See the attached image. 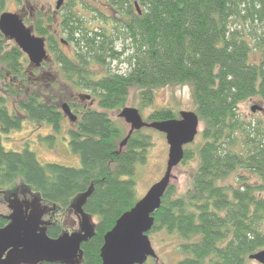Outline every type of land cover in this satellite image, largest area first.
<instances>
[{"label":"trees","instance_id":"obj_1","mask_svg":"<svg viewBox=\"0 0 264 264\" xmlns=\"http://www.w3.org/2000/svg\"><path fill=\"white\" fill-rule=\"evenodd\" d=\"M13 1L21 6L27 0ZM7 3L0 0V15ZM97 4L113 15H102ZM55 15L38 12L29 27L45 40L57 82L90 92L102 112L81 109L66 131L79 168L41 164L27 149L7 151L2 137L25 122L48 126L51 133L40 140L55 145L64 115L55 97L31 83L35 71L25 55L0 34V190L21 181L60 212L88 193L81 209L97 223L81 244L78 264H101L104 235L137 202L132 177L151 146L139 131L119 151L126 135L107 112L125 108L131 90L140 113L154 104L156 91L189 87L203 128L197 167L183 196L169 185L147 235L177 238L185 256L178 264H247L264 250V121L239 114L250 99L264 106V0H65ZM56 21L64 40L52 34ZM117 40L123 41L121 51H115ZM114 62L127 71L93 70ZM178 118L155 109L146 123ZM189 146L180 164L193 159ZM231 177L236 185L225 184ZM7 224L0 215V228ZM46 235L58 238L60 225H48Z\"/></svg>","mask_w":264,"mask_h":264},{"label":"rangeland","instance_id":"obj_2","mask_svg":"<svg viewBox=\"0 0 264 264\" xmlns=\"http://www.w3.org/2000/svg\"><path fill=\"white\" fill-rule=\"evenodd\" d=\"M57 0H27L21 6L15 4L13 0H8L6 12L18 14L26 26L32 22L34 15L41 12L45 15H55V4ZM97 10L104 16H112L113 14L103 6L97 4ZM94 15H97L95 13ZM57 22L54 25L52 34L58 39L65 38L59 32ZM233 27V26H232ZM234 28V27H233ZM123 46L122 40L115 42V51H121ZM64 52L68 53L67 47H62ZM252 60V55H251ZM109 69L110 73H125L127 66L118 62L112 63L105 69L95 68L93 70L99 72V75L105 74ZM31 70V69H30ZM32 71V70H31ZM31 73V72H30ZM56 73V74H55ZM31 83L40 84L43 92L50 97L53 96L60 106L67 104L76 117H79L81 109H92L102 112L97 106L95 97L88 91L71 90L67 85H61L57 68L52 63H47L35 71ZM139 96L135 90H131L125 107L139 110ZM72 106L75 108L72 109ZM251 107L262 108L261 112L256 111L252 113ZM155 109L171 110L177 117L180 112L194 113L195 108L191 98L189 87H169L155 92L154 104L140 112V116L144 122L146 117ZM121 111V110H120ZM119 112H107V115L113 120L126 135L129 127L118 117ZM239 114L249 120H263L264 121V106L255 99H250L239 106ZM73 124L64 116L62 124V133L54 134L56 137L55 145L51 146L50 141H41L51 130L46 125H37L31 122H25L22 130L18 132H10L7 136L2 137L3 146L7 151L20 152L27 149L36 155L37 160L41 164H59L71 168H79L80 161L77 155L73 154L68 146V136L66 131L71 128ZM202 125L198 128V134L188 147L194 152L193 159L186 164H179L173 169L170 179V185L176 189V196H183L191 188L192 177L197 167L196 148L200 142V134L202 132ZM140 133L144 136H149L151 139V146L148 148L146 154L147 159L144 165L138 164L135 167L134 176L132 180L135 184L136 200H140L145 196L147 191L163 177L166 167L168 145L165 141L164 135L151 130L142 129ZM51 146V147H50ZM225 184H234L233 178L228 179ZM36 199V200H35ZM82 196L75 198L70 207L65 212H60L58 207L41 201L26 188L21 181L16 182L10 187H5L0 190V215L9 217L12 214L13 208L21 206V211L25 212V206H28L27 214L31 211H43L42 225L40 229H46L50 224L58 223L61 227V235L68 237L75 235H85L87 228L91 231L97 220L93 217L84 215L81 216L80 202ZM38 206V207H37ZM46 208V209H44ZM45 210V211H44ZM264 233V224L262 225ZM151 246L157 256V260H148L146 264H178L184 259V255L180 253L178 247L180 241L175 237L167 236L164 232L148 235ZM247 264H258L255 261L248 260Z\"/></svg>","mask_w":264,"mask_h":264},{"label":"water","instance_id":"obj_3","mask_svg":"<svg viewBox=\"0 0 264 264\" xmlns=\"http://www.w3.org/2000/svg\"><path fill=\"white\" fill-rule=\"evenodd\" d=\"M64 2L65 0H57L55 11L60 10ZM0 34L25 55L31 70L39 69L42 64L50 62L45 40L35 36L32 28L27 27L18 14L4 12L0 15ZM60 109L70 123L76 122L77 118L67 104L60 106ZM250 111L261 112L262 109L251 107ZM178 116V119L169 121L146 123L136 109H121L118 117L129 130L118 145L119 151L125 149L133 133L151 129L164 135L168 155L165 172L160 181L131 210L121 215L113 228L104 235L100 249L101 264H145L149 259L157 260L147 235L154 224L152 215L160 208L164 193L170 185L172 171L182 162L184 148L194 142L200 126L195 113L180 112ZM87 196L88 193L82 195L80 202L83 218L85 214L81 206ZM25 210H28V206H25ZM26 211L22 212L21 206L14 207L12 214L6 217L8 224L0 228V264L80 263L81 244L92 236L94 228L91 231L87 228L83 236L60 235L51 239L46 235V229H40L43 224V211L33 210L30 214ZM248 259L264 264V250L250 255Z\"/></svg>","mask_w":264,"mask_h":264},{"label":"flooded vegetation","instance_id":"obj_4","mask_svg":"<svg viewBox=\"0 0 264 264\" xmlns=\"http://www.w3.org/2000/svg\"><path fill=\"white\" fill-rule=\"evenodd\" d=\"M46 64H47V63H44V64H42V66H43V65L45 66ZM42 66H41V67H42ZM36 70H38V69H36ZM36 70H34V71H36ZM82 109L85 110L86 108H82ZM76 118H78V117H76Z\"/></svg>","mask_w":264,"mask_h":264}]
</instances>
